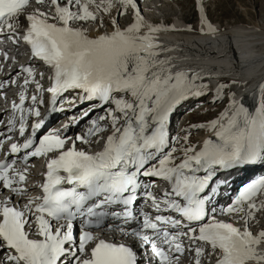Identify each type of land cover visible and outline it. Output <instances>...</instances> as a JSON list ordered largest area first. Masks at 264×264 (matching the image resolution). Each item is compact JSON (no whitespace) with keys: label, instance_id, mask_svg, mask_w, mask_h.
<instances>
[{"label":"snow or ice","instance_id":"snow-or-ice-1","mask_svg":"<svg viewBox=\"0 0 264 264\" xmlns=\"http://www.w3.org/2000/svg\"><path fill=\"white\" fill-rule=\"evenodd\" d=\"M35 2L47 10L28 13L21 35L19 18L30 0H0V35L15 43L22 39L50 72L45 77L31 66L20 69L26 75L7 126L11 133L18 123L23 142L10 143L9 158L0 159V264H139L135 243L149 248L157 264H181L186 254L190 264H264V227L253 231L258 212H264V176L244 185L219 212L210 207L218 169L264 160V99L252 111L233 99L209 124L218 142L205 139L197 150L186 134L181 148L170 146V114L207 85L197 83L195 73L174 72L160 58L164 49L154 34L161 26L145 23L137 0ZM129 11L134 19L121 27L117 17ZM105 15L112 17V30L89 35L83 25L99 27ZM208 30L215 31L210 23ZM44 79L50 86L44 87ZM12 84L17 81H0V90ZM29 85L34 94L25 107ZM259 87L264 92V84ZM70 91L76 93L69 100L73 106L76 100L95 102L84 116L95 108L104 114L75 139L61 130L38 137L44 96L56 112ZM30 116L37 120L29 123ZM4 139L10 136L0 133V149ZM14 154L25 162L46 158L41 195L28 194L29 169L17 168ZM144 177L159 178L166 190L155 194ZM141 197L154 211H141L138 218L134 205ZM222 215L241 223L217 218ZM95 229L119 231L134 243L106 240Z\"/></svg>","mask_w":264,"mask_h":264},{"label":"bare ground","instance_id":"bare-ground-1","mask_svg":"<svg viewBox=\"0 0 264 264\" xmlns=\"http://www.w3.org/2000/svg\"><path fill=\"white\" fill-rule=\"evenodd\" d=\"M198 1L200 8L198 24L197 27L189 28V30L179 29L180 26H183L188 21L184 17L183 8L179 0H151L139 7L145 23L152 24L154 26H161V30L154 34L156 42L164 49V51L161 52L160 58L168 59L169 63L173 66L172 70L174 72L177 70H184L189 72L190 76L192 73H195L201 78L197 81V83L207 85L206 88L202 89V95L190 96L187 100L178 104L170 114V122L168 121L170 146L175 144L173 141L177 139L176 136L179 138L181 137L180 133L182 131L179 130L178 132L174 130V120L179 113V108L182 107L185 102H188L190 98L202 99L207 96L209 103L212 104L213 107L217 106L214 107L215 109L220 108L221 110L225 106L227 101L226 94L228 93L230 98L227 102L229 103L224 110H221V112H223L231 108V101L236 99L237 95L244 94L245 89L238 87L240 84H243L245 79L250 77H256L258 80L264 79V23L247 24L237 23L236 21H225V23L222 24L221 21L208 14L206 9L207 2L205 0V3H203V0ZM174 6H178V9L175 10ZM36 9H39L40 11L47 10L45 6L36 3L35 0H31L30 5L25 8V14L19 18V22L26 24V15ZM113 16H116V14L113 13ZM111 19L112 17L105 15L103 24L99 27L92 23H86L83 26L87 28L89 35L94 36L98 32L102 33L104 31H111L113 27ZM133 19L134 17L132 14H128L123 16L121 20L118 18V22L121 27H125ZM170 20L173 21L172 24H170V22H172ZM209 23L215 31L208 30ZM220 77H229L231 79L232 85L229 89L227 88L228 90L225 88L222 92L217 91L219 87L218 84L225 82L222 79H219ZM209 93H215L214 97H211L210 99V97H208V95H210ZM75 94L76 93H73V95L70 96V99H72ZM89 103L91 104L95 102ZM78 104L79 101L75 102V106H70V109L65 111L66 114L64 112L65 115L60 118V120L67 117H71L73 119L76 118L78 125L87 123L89 127L92 120H95L97 117L104 114L101 108H95L89 112L88 116H84V112L89 111L90 104L80 110L77 107ZM62 114L63 113L60 115ZM219 114L216 118L219 117ZM80 119L81 122H85L80 123ZM178 121H180V119ZM57 123L58 122H56V124ZM56 124H54V126ZM73 124L74 122L71 123L70 128L67 129V137H71L68 133L71 132L70 129ZM209 124L210 123L202 127V131L204 132L203 134L202 131L197 134L199 136L202 134V136H200L201 140L196 147L197 150H199L202 146L203 140L212 138L214 141H218L219 139L213 135V129L209 127ZM3 129L8 130V126L5 125ZM49 130L52 129L50 128ZM197 131H199V129H197ZM7 134L13 137L17 136L15 131L11 133L8 132ZM98 146L99 145H96L95 148ZM77 147L80 148L85 146L78 142ZM44 164L45 158H30L27 163L22 164V169L24 167L29 169L26 186L29 188L30 191L28 194L31 196H35L38 193L37 184L40 181V167ZM250 165L257 168H262L264 166L263 163L246 164L248 167ZM237 169H240V166H238ZM235 170L236 168L232 169V173H234ZM235 175L236 177H241L237 176V174ZM261 176H264V172L256 171L246 184L250 181L258 179ZM221 189L224 188H220V190ZM222 194H225V192H222ZM229 197L231 198V203L234 200V193L232 192ZM216 211L219 212L220 210ZM261 214L264 215V212H258L257 218H260ZM217 218L233 220L238 224L241 223L238 217L235 216L229 217L227 215H222ZM263 223L264 220L262 221V219L259 223L254 222L253 231H257L261 227H264ZM130 243L133 242L130 241ZM0 252H2V250H0Z\"/></svg>","mask_w":264,"mask_h":264},{"label":"rangeland","instance_id":"rangeland-1","mask_svg":"<svg viewBox=\"0 0 264 264\" xmlns=\"http://www.w3.org/2000/svg\"><path fill=\"white\" fill-rule=\"evenodd\" d=\"M205 1L207 2L206 9H207L208 14L218 19L219 21H221L222 24H224L225 21H236L237 23H247V24L264 23V0H205ZM205 1L203 0V3H205ZM179 2L182 5L184 17L188 20L187 24L193 25L194 27H196L198 24L199 17H200V8H199V3H198L199 1L198 0H179ZM177 7L178 6H174V9L177 10L178 9ZM113 13L116 14L115 12ZM128 14H132L131 11H129L128 13L124 15H119L118 16L119 20H121L123 16L128 15ZM172 23L173 21L170 22V24ZM227 88L229 89L230 86H227L226 89ZM214 95L215 93H212L208 95V97H210L211 99V97H214ZM226 97H227V101H229L230 96L228 95V93L226 94ZM203 99L207 100V96L205 98H202V100L193 99L189 101L188 103H186L185 106H183V109L181 110L182 112H185L190 109L192 110L191 115L189 114L187 115L186 113L182 116L185 122L189 121V125H187V128L188 126L191 127L194 125H198L195 123L194 116L206 114L204 112L205 110L204 104L206 102ZM227 101L225 103V106L221 110H224L227 107L229 103ZM222 104H219V105H222ZM206 106L208 108V112L211 114L205 115V116H206V119L210 122L214 119L215 114L218 115L221 112V110L220 108L215 109L214 107H217V106L213 107L212 104L210 103L206 104ZM181 111L178 117L182 113ZM177 120L174 123V127H176V130L177 128H179V126L177 127L176 125ZM79 122L84 123L85 121L81 122V119H80ZM196 128L199 129V131H197ZM202 130H203L202 127L200 128V126H195V127L190 128L189 132L187 133H191L190 135L194 136V135L199 134V132ZM180 131H182L180 133L181 135L180 139H181L186 133L185 128L182 130L180 129ZM203 133L204 132L202 131V134ZM202 134L200 136H202ZM176 138L178 137L176 136ZM178 146H180V143L178 144ZM98 148L99 146L96 147L95 149H98Z\"/></svg>","mask_w":264,"mask_h":264}]
</instances>
